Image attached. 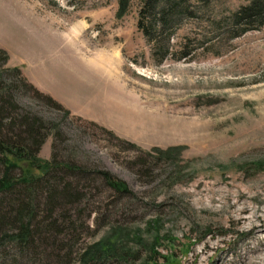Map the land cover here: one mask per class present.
Returning <instances> with one entry per match:
<instances>
[{"label":"rangeland","instance_id":"rangeland-1","mask_svg":"<svg viewBox=\"0 0 264 264\" xmlns=\"http://www.w3.org/2000/svg\"><path fill=\"white\" fill-rule=\"evenodd\" d=\"M249 2L209 0L161 60L138 30L140 0L122 18L119 0H0V72L20 69L63 107L18 93L52 128L40 161L59 129L60 160L132 191L82 184L67 212L77 232L57 238L68 264L98 243L121 255L91 264H264V28L224 30ZM55 247L21 255L9 244L0 264H48Z\"/></svg>","mask_w":264,"mask_h":264},{"label":"trees","instance_id":"trees-1","mask_svg":"<svg viewBox=\"0 0 264 264\" xmlns=\"http://www.w3.org/2000/svg\"><path fill=\"white\" fill-rule=\"evenodd\" d=\"M208 3L209 0H140L138 30L156 47L162 60L169 55L170 38L177 27L196 16ZM131 4L132 0H119L117 17L126 16ZM230 24L231 28L224 30L236 37L264 28V0H250L233 15ZM183 54L187 58L191 53ZM0 60L5 64L9 60L1 48ZM20 91L30 92L38 100L63 108L29 84L20 69L0 72V253L10 244L21 255H35L41 246L48 244L56 246L53 253L42 255L48 264L54 261L68 264L69 256L62 257L57 249V238L69 231L77 232L74 224L68 222L67 212L83 197L82 184L86 187L102 180L118 195L130 196L132 191L126 182L107 170L94 171L66 157L60 160L56 150L59 129L54 131L57 133L52 160L41 162L39 154L52 128L42 117L20 104ZM66 115L70 116V112L66 111ZM27 165L43 172L42 176L31 174ZM61 218L65 222L63 225L59 223ZM118 255H121L120 249L119 252L118 249L105 252L98 243L85 249L79 262L91 264Z\"/></svg>","mask_w":264,"mask_h":264},{"label":"bare ground","instance_id":"bare-ground-1","mask_svg":"<svg viewBox=\"0 0 264 264\" xmlns=\"http://www.w3.org/2000/svg\"><path fill=\"white\" fill-rule=\"evenodd\" d=\"M245 261H248L247 259Z\"/></svg>","mask_w":264,"mask_h":264}]
</instances>
